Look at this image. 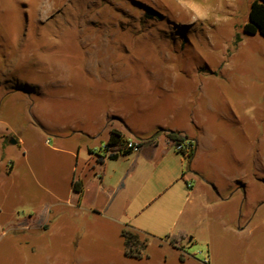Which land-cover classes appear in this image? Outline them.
Masks as SVG:
<instances>
[{"label": "rangeland", "instance_id": "1", "mask_svg": "<svg viewBox=\"0 0 264 264\" xmlns=\"http://www.w3.org/2000/svg\"><path fill=\"white\" fill-rule=\"evenodd\" d=\"M250 4L0 0V130L8 128L26 141L11 143L16 138L6 135L0 159L31 161L35 174L24 178L27 187L37 193L38 206L41 200L55 202L51 220L60 222L68 208L48 193L45 171L46 161H61L48 150L57 133L46 132L41 111L97 104L122 113L140 132L179 125L185 114L205 116L212 148L204 157L221 160L229 174L238 169L232 161H243L264 186V37L244 31ZM104 145L93 152L105 153ZM181 159L188 171V157L171 143L165 160ZM213 162L209 173L218 171ZM9 190L7 201L0 193V264H54L48 256L62 254L65 235L79 231L52 229L42 219L27 229L9 225L8 219L26 208L15 199L14 186ZM70 221L76 225L78 219ZM99 248L86 247V264H98Z\"/></svg>", "mask_w": 264, "mask_h": 264}, {"label": "crops", "instance_id": "2", "mask_svg": "<svg viewBox=\"0 0 264 264\" xmlns=\"http://www.w3.org/2000/svg\"><path fill=\"white\" fill-rule=\"evenodd\" d=\"M41 117L46 132L57 133L48 150L61 158L46 161L48 193L62 200L67 215L53 222L55 202L41 200L38 206L37 193L24 179L35 174L31 161L1 157L0 193L7 201L14 186L15 199L26 205L21 215L18 211L17 218L8 219L9 225L27 229L42 219L41 224L52 229L79 231L77 236L65 235L62 254L48 256L54 264H86V247L91 245L100 247L94 252L98 264H264V186L246 172L243 161H232L238 169L229 174L221 160L204 157L212 148L205 116L198 120L185 114L181 124L164 123L156 132L132 130L122 113L103 111L97 104L45 110ZM112 128L141 145L115 157L96 155L94 149L108 141ZM241 128L245 131L244 124ZM174 130L195 142L188 171L182 159L165 160L174 143L167 133ZM6 135H14L18 145L26 143L18 133L1 128L2 148ZM69 136L78 139L68 142ZM213 161H218V171L209 173ZM236 183L237 189L231 190ZM73 217L76 225L70 221ZM124 230L137 238L126 240Z\"/></svg>", "mask_w": 264, "mask_h": 264}, {"label": "trees", "instance_id": "3", "mask_svg": "<svg viewBox=\"0 0 264 264\" xmlns=\"http://www.w3.org/2000/svg\"><path fill=\"white\" fill-rule=\"evenodd\" d=\"M244 31L248 34H260L264 37V0H251L250 8H249V14H248V21L244 24ZM168 137L173 141H182L184 139H188L187 135H183L180 133V131H169L167 133ZM125 138L122 132L117 128H112L110 131V137L108 141L106 142V145L108 148H112L114 150H121L122 146L124 144ZM140 141V145H141ZM139 145V146H140ZM132 150H124L122 153H127ZM194 151L191 152L187 157H191L193 155ZM119 153L112 151L109 153L110 157H115ZM74 189L79 190V186L77 183L74 184ZM123 235L126 238V240L129 239H135L137 238V235L128 231L124 230Z\"/></svg>", "mask_w": 264, "mask_h": 264}, {"label": "built area", "instance_id": "4", "mask_svg": "<svg viewBox=\"0 0 264 264\" xmlns=\"http://www.w3.org/2000/svg\"><path fill=\"white\" fill-rule=\"evenodd\" d=\"M175 148L177 151L183 152L186 156H188L191 152L195 149V142L192 139H184L182 141L174 142ZM140 140L132 137L125 138L124 144L121 150H114L112 148H108L106 143L104 145V150L107 153L112 151L118 152L119 154L122 153L124 150H136L139 148Z\"/></svg>", "mask_w": 264, "mask_h": 264}, {"label": "water", "instance_id": "5", "mask_svg": "<svg viewBox=\"0 0 264 264\" xmlns=\"http://www.w3.org/2000/svg\"><path fill=\"white\" fill-rule=\"evenodd\" d=\"M11 143H16L17 142V140L16 139H14V138H11Z\"/></svg>", "mask_w": 264, "mask_h": 264}]
</instances>
